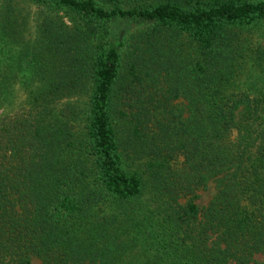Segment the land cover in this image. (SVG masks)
Instances as JSON below:
<instances>
[{"label":"trees","instance_id":"1","mask_svg":"<svg viewBox=\"0 0 264 264\" xmlns=\"http://www.w3.org/2000/svg\"><path fill=\"white\" fill-rule=\"evenodd\" d=\"M0 42V264H264V0H0Z\"/></svg>","mask_w":264,"mask_h":264},{"label":"rangeland","instance_id":"2","mask_svg":"<svg viewBox=\"0 0 264 264\" xmlns=\"http://www.w3.org/2000/svg\"><path fill=\"white\" fill-rule=\"evenodd\" d=\"M143 25V21H136L129 18H122L119 16H115L110 21V36L113 44L118 43L119 41L123 40L129 32L133 31L134 29L140 27ZM6 45L2 42H0V64L3 61H9V56L6 54ZM20 74V77L21 78ZM9 95H5L0 111L4 114L6 113H12L14 112L19 104L21 105L24 95L21 92V89L17 84L13 85L10 89ZM3 95V96H4ZM181 103H184L183 100H180ZM217 189V180L215 178H212L208 181L206 186L200 188L197 190L198 197L196 198V202L199 205L206 204L210 198L213 196V194L216 192ZM256 258H261L260 255H256ZM32 264H41L40 259L33 257L31 259Z\"/></svg>","mask_w":264,"mask_h":264}]
</instances>
